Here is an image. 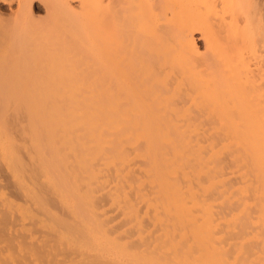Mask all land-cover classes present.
Masks as SVG:
<instances>
[{
	"label": "bare ground",
	"instance_id": "obj_1",
	"mask_svg": "<svg viewBox=\"0 0 264 264\" xmlns=\"http://www.w3.org/2000/svg\"><path fill=\"white\" fill-rule=\"evenodd\" d=\"M46 1L44 25L0 26V160L36 207L0 196V264H264L260 5Z\"/></svg>",
	"mask_w": 264,
	"mask_h": 264
},
{
	"label": "rangeland",
	"instance_id": "obj_2",
	"mask_svg": "<svg viewBox=\"0 0 264 264\" xmlns=\"http://www.w3.org/2000/svg\"><path fill=\"white\" fill-rule=\"evenodd\" d=\"M26 1V0H25ZM25 1L24 0H0V26H1V28L3 29V31L2 32H4V30H5V28L7 27H9L10 28V26L11 25H13V24H15V23H17V21L20 19L21 20V18H22V20L25 22H27V21H29L27 24H39V25H41V24H45L46 22H47V20H48V18H49V14H50V12H49V10H50V8H48L49 7V3L46 1V0H33V2H32V4L30 5V6H27L26 5V3H25ZM62 1V0H61ZM66 1V2H65ZM68 1V2H67ZM249 0H247V2H248ZM255 1V3H252V4H257V5H255V8L258 6V5H260V6H258L257 7V9H261L262 8V10H261V12L262 13H260V14H258L260 11H256V12H258L257 14L258 15H260V17H261V15H262V17H261V21H262V19H264V0H254ZM253 1V2H254ZM259 2V3H257V2ZM64 4V6H66L67 5V7H68V5H69V7L67 8V9H69L68 11L69 12H73V13H75L74 15H76V13H79L80 11H81V2H80V0H63L62 1ZM105 2H106V4L107 5H114V4H116V5H119L120 4V0H105ZM156 1L154 0L153 1V4L155 3ZM250 2H251V0H250ZM263 3V4H262ZM25 4V5H24ZM262 4V5H261ZM27 6V7H26ZM254 10V9H253ZM75 11V12H74ZM255 11V10H254ZM253 11V12H254ZM80 14V13H79ZM260 17L259 16H257V18H259L260 19ZM26 19V20H25ZM32 21V22H31ZM66 22V20L65 21H63V23H65ZM33 24V25H34ZM66 24V23H65ZM262 25V24H261ZM264 25V24H263ZM5 27V28H4ZM263 27V26H262ZM1 29V30H2ZM6 32L8 31V29L7 30H5ZM2 34H4V33H2ZM1 34V35H2ZM0 35V36H1ZM194 36H193V38H194V40H195V43L197 44V46H198V48H199V56H202V57H204V55H207V47H206V42H205V40L203 39V37H202V34L201 33H199L198 31H195L194 32V34H193ZM3 36V35H2ZM1 36V37H2ZM5 36V35H4ZM3 36V37H4ZM2 37V38H3ZM5 38V37H4ZM2 40V39H1ZM1 40H0V44L2 43L1 42ZM5 42V41H4ZM7 42H5V44H6ZM7 45V44H6ZM2 46H3V44H2ZM33 47H35V46H33ZM33 47H31V48H33ZM6 48H8L7 46L5 47V46H3V48L1 47L0 48V57H2V55H3V53L5 52L6 53V50H2V49H6ZM38 49V47H35L34 49ZM36 49V50H37ZM209 53V52H208ZM202 54V55H201ZM4 56V55H3ZM253 63V62H252ZM59 81V80H58ZM58 81H55L54 79H52L51 78V80H50V83L51 84H58L59 82ZM24 102L26 101V102H28L29 100H23ZM29 103V102H28ZM28 103H26L27 105H28ZM25 105V104H24ZM29 105H31V104H29ZM20 116V115H19ZM20 118V123L18 124V126L20 127V128H22V127H24V126H27L26 125V122H27V120L25 119V116L23 115V117L22 116H20L19 117ZM22 118V119H21ZM18 121H19V119H18ZM28 124V123H27ZM24 125V126H23ZM17 126V127H18ZM15 127V126H14ZM17 127H15V128H13V132H14V136L15 137H17V139L19 140V141H21L20 143H25L26 141H24L25 139L23 138V135H20V133L18 132V130L20 129V128H17ZM11 133H13L12 132V128H11V131H10ZM30 145H32V144H30ZM30 145H27L28 147L30 146ZM27 148V147H26ZM29 148H33L32 146H30ZM28 149V148H27ZM30 150L31 149H28V151L27 150H23V157L24 158H26V156H28L26 159L27 160H29L28 158L30 157V155H31V152H30ZM25 151V152H24ZM27 153V154H26ZM33 153V152H32ZM30 154V155H29ZM26 160V161H27ZM137 167H135V169H136ZM138 169V168H137ZM136 169V170H137ZM103 170V169H102ZM104 171V170H103ZM109 172L111 171L112 172V170H108ZM108 171H106L105 170V172H107V174L109 173ZM110 172V174H112ZM103 173V172H102ZM104 174V173H103ZM103 174H101V175H103ZM106 174V173H105ZM104 174V175H105ZM106 174V176L108 177V175ZM109 174V176H111ZM112 176H113V174H112ZM109 179H111V180H113L112 178L113 177H108ZM106 179V182L105 183H107V180H109V179ZM109 182H110V180H109ZM109 182L107 183V184H109ZM113 182V181H112ZM112 182H110L111 183V185H112ZM17 183L18 182H16V179L14 178V177H12V174L10 173V170L7 168V166H6V164L4 165V162L2 161L1 162V160H0V196H6L5 198H8V199H11L14 203L16 202L17 204L16 205H23V207H25L26 206V208H31V210H33V208L35 207L32 203H31V201L29 200V199H27V197L23 194V192H21L20 190H19V184H18V186H17ZM106 184V185H107ZM110 186V185H109ZM107 187V186H106ZM109 188H106V190H108ZM105 189H104V191H106ZM99 193H101V191H99ZM102 193H104V192H102ZM2 194V195H1ZM4 194V195H3ZM23 194V195H22ZM98 194V193H97ZM50 195V194H49ZM98 195H101V194H98ZM25 196V197H24ZM51 196V195H50ZM48 197V196H47ZM52 197V196H51ZM100 198L98 199L99 201L101 200V201H103V199H104V201L101 203V201L99 202V204L101 205V209L99 210V211H101V212H104V213H106V216L108 217V219H110L111 221L113 220V219H115V220H113V222L114 223H111L110 225H113L114 224V226L115 227H117V225H119V223H121V220H122V217H120L119 216V214H120V212H118V210L116 211V209H114V208H112V206L109 204V203H107L108 202V200H106V198L105 197H103V195H101V196H99ZM53 199H55V198H53ZM57 199V198H56ZM28 200V201H27ZM30 201V202H29ZM55 201V200H54ZM57 201V200H56ZM55 201V202H56ZM57 203H58V201H57ZM31 204H32V206H34L33 208H32V206H31ZM53 204L55 205V203L53 202ZM105 206H104V205ZM25 205V206H24ZM54 205H53V207H52V209H54L53 210V212L54 213H56V214H58L59 216H61V217H63V218H67L68 219V217H69V215H68V209L67 208H65L64 209V207L63 206H65V205H63L62 203L60 204H56L55 205V207H54ZM61 205H63V206H61ZM110 205V206H109ZM103 207V208H102ZM36 208V207H35ZM34 210H36V209H34ZM33 210V211H34ZM41 217V219H42V216H40ZM40 217H39V220H41L40 219ZM106 217V218H107ZM110 217V218H109ZM18 217H15V218H13V222H11V223H13L12 224V228H13V226H14V228H16V229H14V231H20V230H22L21 228H23V227H21V226H23V225H27V226H25V227H28V226H31V228L33 229H37V233H36V237L37 238H40L41 236H42V234L44 235H46L48 232H46V233H44V231H43V233H42V229H40V231H39V229H38V225H37V227L35 228L34 226H33V224H32V222L33 221H30V220H27L26 219V222H25V220L23 221V218H22V220H20V217L17 219ZM45 219H46V217H44ZM43 218V219H44ZM70 218V217H69ZM113 218V219H112ZM66 219V220H67ZM16 221V222H15ZM18 222V223H17ZM31 222V224H29ZM18 225H16V224ZM27 223V224H26ZM23 224V225H22ZM113 226V227H114ZM11 227H10V229H11ZM30 228V227H29ZM33 229V230H34ZM11 231L13 232V230L11 229ZM41 232V233H40ZM17 233V232H16ZM69 256L67 255V257L66 256H63V257H61V260H66L65 262L66 263H68V262H70L69 260H70V257L68 258ZM64 258V259H63Z\"/></svg>",
	"mask_w": 264,
	"mask_h": 264
}]
</instances>
